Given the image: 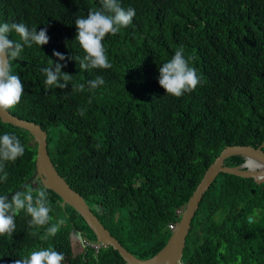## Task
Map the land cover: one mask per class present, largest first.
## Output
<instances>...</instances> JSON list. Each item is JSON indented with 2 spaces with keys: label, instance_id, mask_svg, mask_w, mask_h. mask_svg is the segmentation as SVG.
<instances>
[{
  "label": "trees",
  "instance_id": "obj_1",
  "mask_svg": "<svg viewBox=\"0 0 264 264\" xmlns=\"http://www.w3.org/2000/svg\"><path fill=\"white\" fill-rule=\"evenodd\" d=\"M120 3L136 15L131 25L105 37L110 69H80L74 59L85 55L76 41L75 19L99 10L100 0H0V24L24 23L37 32L46 27L50 38L46 45L25 46L21 59L13 61L24 95L11 113L48 132L61 175L125 249L148 260L164 249L169 224L180 219L204 173L226 148L264 145V0ZM9 38L20 41L15 32ZM181 46L201 83L177 98L159 85L158 68ZM54 51L69 59L59 61ZM50 60L66 64L61 71L73 76L65 89L45 85L41 69L53 66ZM97 76L105 84L90 91L88 82ZM80 84L83 91L73 90ZM5 132L20 139L25 153L6 162L9 176L0 182V195L34 175L37 157L28 131L0 119V135ZM244 163L234 157L226 166ZM41 186L37 182L24 191ZM46 190L53 221L30 226L31 217L21 211L15 232L0 236V264L48 247L64 254L63 264H125L110 247L75 256L72 233L87 232L85 239L92 242L96 235ZM61 217L60 231L42 239ZM182 264H264V183L221 174L192 217Z\"/></svg>",
  "mask_w": 264,
  "mask_h": 264
},
{
  "label": "clouds",
  "instance_id": "obj_2",
  "mask_svg": "<svg viewBox=\"0 0 264 264\" xmlns=\"http://www.w3.org/2000/svg\"><path fill=\"white\" fill-rule=\"evenodd\" d=\"M100 3L102 7L99 10L90 9L86 17L77 16L75 19L76 41L85 53L82 59L74 58L79 62L80 69H110L112 64L103 43L105 37L114 36L122 28L131 25L136 15L134 8L124 9L120 0H100ZM12 32L20 37V41L9 38ZM49 39L46 27L37 32V29H29L24 23L0 24V114H9L20 103L24 95V84L21 78L12 73L13 61L21 59V53L25 46L31 48L33 44L46 45L49 43ZM53 56L59 61L69 59L57 51L53 52ZM50 61L53 66L41 69L46 75L45 85L48 88L65 89L73 76L61 71L63 67L67 66L66 64H53V61ZM158 71L159 85L167 95L177 98L194 91L201 83L197 70L190 66L182 46L175 51L170 60L158 68ZM104 84V78L97 76L88 82V87L91 91ZM84 87L83 84L72 86L73 90L79 91H83ZM89 103H91V99ZM84 111L82 108L78 109V114L83 116ZM24 153L25 146L15 134L5 132L0 135V182L8 180L6 162H15ZM244 167L248 169L249 174H254L256 169L262 168L264 165L249 158L245 161ZM45 182L41 180L39 183L43 185ZM21 211L31 217L30 226L40 228L49 225L53 221V216L50 214L53 209L46 188L41 186L36 189L28 188L27 191H17L11 194L10 199L7 195H0V236H11L15 232V217ZM64 225L63 217L56 219L55 223H51V226L46 228L41 238L46 240L49 236H55ZM74 235L82 243L87 240L80 233ZM89 242L103 245L98 242ZM102 248H105L104 245ZM64 260L65 256L62 252L48 247L32 251L28 256L16 259L14 264H63Z\"/></svg>",
  "mask_w": 264,
  "mask_h": 264
},
{
  "label": "water",
  "instance_id": "obj_3",
  "mask_svg": "<svg viewBox=\"0 0 264 264\" xmlns=\"http://www.w3.org/2000/svg\"><path fill=\"white\" fill-rule=\"evenodd\" d=\"M0 119L5 124L28 131L36 144L37 152L34 175L24 183L22 187L7 194L8 198L11 197V194L17 191H23L28 186H35L37 182L41 180L46 181L42 186L53 191L61 198V206H69L74 209L83 218L89 229L96 235V241L103 244L104 247H110L116 251L125 264H182L183 250L185 248L186 237L190 229L192 217L195 211H197L203 196L221 174L234 176L240 179L254 180L257 184L264 183V167L256 169L254 174H249L244 164L237 168L226 166V161L234 157L244 158L245 161L252 158L264 165V145L258 149L250 146L226 148L216 162L204 173L200 183L188 199L185 208L181 212L180 219L176 222L175 229L172 230L171 236L164 249L153 258L142 260L125 249L121 243L111 235L104 224H102L99 217L92 211V208L84 197L74 190L66 181L67 179L61 175L50 154L49 134L47 131H43L40 125L21 119L11 112L7 115L0 114ZM254 193L255 191L253 190V194ZM250 220H252V218H250ZM166 252L168 254L166 261L158 262L160 257Z\"/></svg>",
  "mask_w": 264,
  "mask_h": 264
},
{
  "label": "rangeland",
  "instance_id": "obj_4",
  "mask_svg": "<svg viewBox=\"0 0 264 264\" xmlns=\"http://www.w3.org/2000/svg\"><path fill=\"white\" fill-rule=\"evenodd\" d=\"M23 185H21L20 187H22ZM19 187V188H20ZM27 188V187H26ZM26 188L24 190H26ZM23 190V191H24ZM120 223H123L124 222V219H121L119 220ZM77 233H80L84 236V238H87L89 239L88 237V234L87 232H84V231H80V232H77ZM75 233H72V236H71V243H72V247H73V252H74V255L77 256V255H80L83 253V250H84V247H83V243L79 240H77L75 238Z\"/></svg>",
  "mask_w": 264,
  "mask_h": 264
},
{
  "label": "built area",
  "instance_id": "obj_5",
  "mask_svg": "<svg viewBox=\"0 0 264 264\" xmlns=\"http://www.w3.org/2000/svg\"><path fill=\"white\" fill-rule=\"evenodd\" d=\"M176 224V223H175ZM175 224H169V229L171 230H174L175 229ZM85 242H83V247H84V250H88V249H91V250H94L96 254H98L101 250V246L100 244H95V243H91L89 242L88 240H84Z\"/></svg>",
  "mask_w": 264,
  "mask_h": 264
},
{
  "label": "bare ground",
  "instance_id": "obj_6",
  "mask_svg": "<svg viewBox=\"0 0 264 264\" xmlns=\"http://www.w3.org/2000/svg\"><path fill=\"white\" fill-rule=\"evenodd\" d=\"M167 257H168V254L166 252V253L163 254V256L160 257V259L158 260V262H164V261H166Z\"/></svg>",
  "mask_w": 264,
  "mask_h": 264
}]
</instances>
